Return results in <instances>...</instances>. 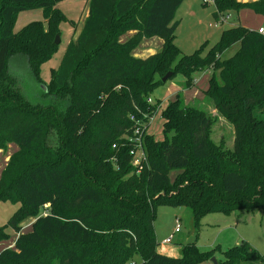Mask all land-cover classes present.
Masks as SVG:
<instances>
[{
	"label": "trees",
	"instance_id": "obj_1",
	"mask_svg": "<svg viewBox=\"0 0 264 264\" xmlns=\"http://www.w3.org/2000/svg\"><path fill=\"white\" fill-rule=\"evenodd\" d=\"M63 0H0V149L15 144L0 172V202L18 204L0 226L17 235L0 251V264H200L213 251L182 244L179 256L158 252L155 208L185 205L193 224L207 213L254 208L264 214V36L240 24L222 31L204 54L203 46L182 55L174 44V16L183 0H87L80 33L67 43L49 81L40 68L57 50L55 36L67 20L57 7ZM215 18L250 9L262 15L264 0H212ZM41 10L43 20L13 31L18 14ZM72 27L76 22L71 21ZM129 31L134 34L121 42ZM162 39L145 58L132 52L144 39ZM234 55H221L232 45ZM25 59L29 74L42 85L47 104L32 103L9 72L10 59ZM210 70L205 95L234 129L232 148L210 139V117L187 106L181 91L161 111L163 139L146 133L157 112L148 103L171 72L192 85L193 73ZM218 72L219 84L216 78ZM133 116L134 119H130ZM139 127L145 162H132L133 131ZM179 169L173 181L169 170ZM33 218L22 233L21 222ZM216 264L256 261L241 241ZM134 257H138L136 262Z\"/></svg>",
	"mask_w": 264,
	"mask_h": 264
},
{
	"label": "rangeland",
	"instance_id": "obj_2",
	"mask_svg": "<svg viewBox=\"0 0 264 264\" xmlns=\"http://www.w3.org/2000/svg\"><path fill=\"white\" fill-rule=\"evenodd\" d=\"M84 0H63L57 7L64 13L67 20L60 24L59 43L53 57L44 62L40 68L42 81H49V74L52 68H56L63 55L65 47L73 33L71 21L76 22L83 10ZM215 10L212 0H184L176 10L174 21L176 28L174 32V44L181 51L182 55H190L199 47L203 46L205 54L211 46L221 38L222 31L238 25V12L230 11L229 18L218 20L213 15ZM83 19V15L81 16ZM43 20L41 10L31 8L19 13L14 23L13 31L17 32L24 25L31 21ZM80 25V23H79ZM78 25V26H79ZM78 26L76 29H78ZM156 39H159L155 37ZM238 45H232L221 55L222 59L230 58L237 51ZM19 55H14L10 59L9 72L16 78L19 89L25 96L36 104H47L49 99L41 94L42 85L37 84L29 74L25 59ZM210 70L196 71L195 79L191 86L184 87V78L177 73L171 79H167L162 85L155 88L151 94V104H157V112L149 121L147 134L153 135L155 140L163 139L161 111L166 104L173 100L175 94L181 91V96L187 106H193L203 110L211 120L210 139L217 146L222 148H232L234 141V129L230 120L220 115L215 109L211 100L205 95L208 87ZM218 84L221 82L216 72ZM252 114L256 118H264V108L262 104L253 107ZM18 150L15 144L7 143L5 149H0V172L6 166L10 156ZM179 169L169 170L168 176L173 181L178 175ZM18 204L11 202H0V226L7 223L11 215L17 209ZM180 219V231L175 232V218ZM192 210L185 205H171L161 203L155 208L154 232L158 243L171 238L170 244H190L194 243L204 251H213L214 258L222 259V253L227 249L239 245L241 241L250 244L259 255L264 253V214L261 209L254 208L249 211L240 210L230 214L211 212L203 215L198 223L193 224ZM33 218L21 222V232L30 230ZM6 226V225H5ZM4 232L9 235L8 239L0 243L2 246L13 247L16 233L10 227H4ZM1 248V247H0ZM215 259V260H216ZM137 262L138 257H134ZM209 262V261H208ZM210 263L211 262L210 259ZM131 264V263H130ZM240 264H257L256 261L241 262Z\"/></svg>",
	"mask_w": 264,
	"mask_h": 264
},
{
	"label": "crops",
	"instance_id": "obj_3",
	"mask_svg": "<svg viewBox=\"0 0 264 264\" xmlns=\"http://www.w3.org/2000/svg\"><path fill=\"white\" fill-rule=\"evenodd\" d=\"M237 1L249 2V1H254V0H237ZM87 12H88L87 0H84L83 10H82L78 20L76 21V25L73 27V33L71 35V38H76L77 35L80 33L84 19L87 16ZM82 15H83V19H81ZM238 15H239L238 16V23L241 26H244L246 28L256 30L259 26L264 25L262 15L257 14L250 9H246V8L241 9L240 11H238ZM79 23H80V25H79ZM77 26H78V29H76ZM133 34H134V31L127 32L125 35H123L120 38V41L123 42V41L127 40ZM162 44H163V41L160 38L156 39L155 37H153L150 39H144L140 43V45L132 52V55L134 57L145 58L151 54H154L156 51H158L161 48ZM2 242H4V241H2ZM2 242H0V243H2ZM163 242L158 243L157 250L159 253L170 256V257L179 256L180 244H172V243L171 244L170 243L169 244H163ZM0 247H1L0 248V251H1L6 246L0 245ZM200 264H211V263H210V261L209 262L206 261V262H202Z\"/></svg>",
	"mask_w": 264,
	"mask_h": 264
},
{
	"label": "built area",
	"instance_id": "obj_4",
	"mask_svg": "<svg viewBox=\"0 0 264 264\" xmlns=\"http://www.w3.org/2000/svg\"><path fill=\"white\" fill-rule=\"evenodd\" d=\"M228 18H229L228 15L223 16V17L220 16L218 20L222 21V20H225V19H228ZM256 31L264 36V25L259 26L256 29ZM147 102L150 103L151 99H148ZM130 119L133 120L134 117L130 116ZM143 132H141L139 130V127L136 126L134 128V131H133V138L131 139L132 142L135 143V149L131 152L132 155H133L132 162H133L134 165H137V170L138 171L141 170L142 164L145 162V156H144L145 154H144V150H143V147H142V133ZM174 221H175L174 231L175 232H179L180 231V219L176 217ZM170 242H171V238H168V239H166L163 242V244H169Z\"/></svg>",
	"mask_w": 264,
	"mask_h": 264
},
{
	"label": "water",
	"instance_id": "obj_5",
	"mask_svg": "<svg viewBox=\"0 0 264 264\" xmlns=\"http://www.w3.org/2000/svg\"><path fill=\"white\" fill-rule=\"evenodd\" d=\"M59 43V35L55 36V44ZM171 77V72H167L163 77H162V82H165L167 79H169ZM43 87V86H42ZM44 88V87H43ZM211 262H213V264H216V260L214 257L211 258Z\"/></svg>",
	"mask_w": 264,
	"mask_h": 264
}]
</instances>
